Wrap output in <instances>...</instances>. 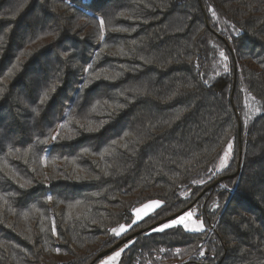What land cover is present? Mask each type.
I'll return each instance as SVG.
<instances>
[{
	"label": "trees",
	"instance_id": "16d2710c",
	"mask_svg": "<svg viewBox=\"0 0 264 264\" xmlns=\"http://www.w3.org/2000/svg\"><path fill=\"white\" fill-rule=\"evenodd\" d=\"M121 249L264 264V0H0V264Z\"/></svg>",
	"mask_w": 264,
	"mask_h": 264
},
{
	"label": "snow or ice",
	"instance_id": "6c2138e0",
	"mask_svg": "<svg viewBox=\"0 0 264 264\" xmlns=\"http://www.w3.org/2000/svg\"><path fill=\"white\" fill-rule=\"evenodd\" d=\"M100 26H101V28L104 27V21L103 20L100 21ZM102 39H103V37H102ZM223 55L224 54L221 53V56H223ZM45 98H46V96H45ZM52 139L55 140L56 137L53 136ZM231 147H232V145L229 144L228 145L229 151L231 150ZM49 199H51V198H49ZM192 215H193V213L191 211H189L186 216L181 215L178 219H173L170 223H165L162 226L156 228L155 231L163 232L166 229L172 228L174 226L183 225V228L188 232H203L204 231V224L202 221L197 226L191 227V228L189 227L188 224L184 223V221L187 218L192 217ZM121 227L124 228V226H121ZM52 231H53V234H55V228L54 227H53ZM112 232L117 236L121 235V232L118 231L117 229H112ZM122 251H123V249H121L120 251H115V253L113 255L109 256L108 260H106L104 262V264H115V262L121 257ZM200 255L203 256L204 253L201 252Z\"/></svg>",
	"mask_w": 264,
	"mask_h": 264
},
{
	"label": "rangeland",
	"instance_id": "374dc122",
	"mask_svg": "<svg viewBox=\"0 0 264 264\" xmlns=\"http://www.w3.org/2000/svg\"><path fill=\"white\" fill-rule=\"evenodd\" d=\"M224 162H225V160H224ZM160 204L158 201H154V202H149L148 204H146V205H144V206H142V207H140V208H138V210H137V213H136V215H137V219H141V217L142 216H145L146 214H147V216L146 217H148V215L150 216L151 214H153L152 213V211L154 210V207L155 206H159L158 204ZM161 205V204H160ZM192 212V211H191ZM187 213L188 212H186L185 214H182V215H187ZM193 213V212H192ZM181 216V215H180ZM179 216V217H180ZM145 217V218H146ZM179 217H177V218H175V219H178ZM135 218H136V216H135ZM144 218V219H145ZM143 219V220H144ZM142 221V220H141ZM172 221V220H171ZM171 221H169V222H167V223H170ZM201 221L200 220H197L196 218H195V214L193 213V215H192V217H190V218H187L185 221H184V223H186V224H188L189 225V227L191 228V227H195V226H197L199 223H200ZM204 224V223H203ZM178 226H181V227H183V225H178ZM178 226H174V227H178ZM204 230H205V225H204ZM191 233H200V232H191ZM111 255H113V254H111ZM110 255V256H111ZM108 258H109V256L108 257H106V258H104V260L100 263V264H104V262L106 261V260H108ZM119 261H120V258L115 262V264H118L119 263Z\"/></svg>",
	"mask_w": 264,
	"mask_h": 264
},
{
	"label": "crops",
	"instance_id": "0c3cea01",
	"mask_svg": "<svg viewBox=\"0 0 264 264\" xmlns=\"http://www.w3.org/2000/svg\"><path fill=\"white\" fill-rule=\"evenodd\" d=\"M160 203V202H159ZM158 204V203H157ZM161 204V203H160ZM160 204H158L159 206H155L154 207V210L152 211V213L153 212H155V211H157L160 207H161V205ZM138 210V209H137ZM137 210L135 211V216H136V218H135V223H138V222H140L141 220H143L146 216H147V214L145 215V216H142L141 217V219L139 218V219H137V215H136V213H137ZM149 216V215H148ZM118 231H120L121 232V235H119L118 237H121V236H124L125 234H127L128 233V231L130 230V227H126V226H124V228H122L121 226H119L118 228H116Z\"/></svg>",
	"mask_w": 264,
	"mask_h": 264
},
{
	"label": "water",
	"instance_id": "95a60500",
	"mask_svg": "<svg viewBox=\"0 0 264 264\" xmlns=\"http://www.w3.org/2000/svg\"><path fill=\"white\" fill-rule=\"evenodd\" d=\"M219 182H216L215 184H213L212 186H210L209 188L206 189V191L204 192V194L210 190L211 188L215 187ZM175 218V217H174Z\"/></svg>",
	"mask_w": 264,
	"mask_h": 264
}]
</instances>
